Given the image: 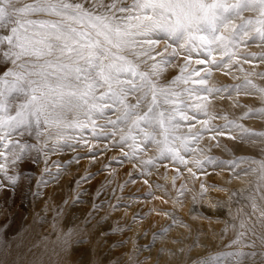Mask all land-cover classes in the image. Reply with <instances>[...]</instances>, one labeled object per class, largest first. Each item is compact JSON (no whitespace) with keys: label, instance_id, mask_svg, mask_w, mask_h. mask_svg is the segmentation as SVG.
Wrapping results in <instances>:
<instances>
[{"label":"snow or ice","instance_id":"snow-or-ice-1","mask_svg":"<svg viewBox=\"0 0 264 264\" xmlns=\"http://www.w3.org/2000/svg\"><path fill=\"white\" fill-rule=\"evenodd\" d=\"M0 29L7 30L0 34L4 66L0 68V217L8 218L25 159L39 164L42 157L44 164L39 177H23L29 181L25 196H32V208L38 207L36 201L53 206L59 199L62 203L55 210L60 215L64 205L74 208L84 202L89 188L83 185L110 169V163L99 157L118 151L112 159L131 164L141 176H152L153 170H159L157 165L166 171L171 165V188L156 187L164 189L174 207L159 210L170 220L148 244L134 243L131 252L110 264H121L123 257L126 264H188L195 248L210 246L209 235H216L211 221L213 216L219 220L218 212L225 206L230 222L225 221L220 230L221 239L229 232L231 238L221 250L192 264H264V131L209 110L212 99L233 100L232 93L239 97L243 92L258 96L262 106L252 108L234 99L233 106L248 108L239 119L250 114L264 117V0H0ZM170 68L179 71L168 76ZM214 72L239 83L211 84ZM14 93L23 98L21 102L9 100ZM217 119L225 123L214 124ZM25 136L35 142L27 143ZM205 137L208 141L202 144ZM222 138L261 147L257 156H237L225 144L232 158L220 159L211 155V149L221 147ZM65 149L74 154L69 166L79 165L82 158L101 166L72 176L63 162L50 160ZM33 151L36 156H31ZM207 166L226 170V183L249 176L254 180L235 191L208 185L200 180L209 175ZM66 175L71 176L65 181L71 185L69 193H75L71 202L69 193H63L61 181ZM109 175L114 176V171ZM128 175V181L111 189L115 204L106 195L113 180L106 178L96 188L92 211L82 221L85 227L62 231L57 255L87 257L92 264L93 249L81 246L91 242L82 233L89 231L93 220L90 236L97 244L131 230L115 221L109 230L99 231L110 213L96 219L105 205L119 211L122 198L115 192L135 182L132 173ZM189 180L193 188L188 187ZM143 182L149 184L147 178ZM50 184L55 187L45 193ZM209 188L229 191L228 201L210 198ZM189 194L194 206L207 200V209L194 208L191 219H184L175 206L182 207L181 197ZM232 202L239 205L235 211ZM145 215L135 213L132 222ZM39 216L35 213L34 221ZM199 220H208L209 228ZM174 231L177 235H170ZM127 243L121 240L111 247Z\"/></svg>","mask_w":264,"mask_h":264},{"label":"rangeland","instance_id":"rangeland-1","mask_svg":"<svg viewBox=\"0 0 264 264\" xmlns=\"http://www.w3.org/2000/svg\"><path fill=\"white\" fill-rule=\"evenodd\" d=\"M6 29H0V34L5 33ZM251 50L257 51L255 47ZM197 58L194 55V59ZM10 67V65H8ZM0 68L4 66L0 65ZM178 68H170L167 75L171 76L178 73ZM260 83L259 81H257ZM211 84L220 86L222 84H234L239 83V81L233 80L231 77H225L219 72H214ZM233 100L239 99L242 105H247L252 108H258L261 102L258 96H248L244 95L243 92L237 97L236 93H232ZM22 97L18 94H13L9 97L10 101H15L19 103L22 101ZM233 100L224 99L220 100L218 97L212 99L210 104V111H215L221 114H227L229 119H237L239 123H243L246 127H249L255 131H264V117L259 115L250 114L248 117L240 120L239 117L243 115L244 112L248 110L247 107L233 106ZM214 124H224L223 119H217L213 121ZM238 135V133H234ZM85 135H89L88 132ZM103 139V138H101ZM24 141L31 144L34 143V137L25 136ZM208 138L205 137L202 144H206ZM107 143V141H104ZM227 145L229 149H233L235 155H250L257 156L259 148L261 145L259 143L253 145L249 142H239L228 140L227 138L221 139V147H213L211 149V155L218 157L220 159H231V154L225 151L224 145ZM82 151V150H81ZM74 154L65 149L62 153L51 155L50 160H56L63 162V167L69 170L72 176H83L85 175V169L95 172L97 168L101 165H90L88 159H80L79 165L72 163L69 166L68 160ZM31 156H36L33 151ZM119 156L118 151L109 152L107 156L99 157L100 161L103 163H110V169L104 171L102 174L95 177V179L89 181L88 184L83 185V187L89 188V194L84 196V202L77 204L74 208L64 205V211L57 215L55 210V205L62 203L61 200L56 199L53 201V206H46L41 201H36L38 207L32 208V196L25 193L27 191V185L29 181L25 180L23 177L25 174L32 176L35 174L36 177L41 175L43 170V158L41 157V162L36 164L32 162L31 158L25 159L20 164L21 179L18 181L17 189L18 191L13 194L12 201L8 205V218L4 219L0 217V225H6L0 227V264H88L87 257H79L77 255H57L60 252L58 237L62 235V231H66L68 228H84L85 225L82 223L85 214L92 211V199L96 188H99L101 184L105 182V179L113 180L114 182L108 186L106 190L107 198L111 200L113 204L116 200L113 199L111 189L117 188L118 184H124L125 181L130 179L129 173H132V178L135 180L134 183H127L123 188V191L119 189L116 190L115 196L121 197L120 209L119 211L112 212L107 205L101 209L100 213L97 215L96 219L100 216L105 215V213H110L107 222L100 225L99 231L109 230L115 221H119L121 226H131V230L124 231L123 233H116L107 238V243L97 244L94 238H91L90 234L92 232L91 224L95 223V220L87 226L88 232L82 233L86 237L91 239L90 243H86L81 247L93 249L92 254V264H110L114 262L117 257H120L123 253L131 252L133 249V244L138 243L140 245L148 244L152 240L153 233L159 231L162 226L169 223L170 218L159 213L160 209L172 210L173 200L165 195L164 189H158L157 184L167 185L171 188V178L174 174V169L169 165L168 170L157 165L158 171L153 170V174L150 177H145L139 175V169H133L132 165L129 163H124L121 165L118 161L112 159L113 157ZM164 163H168L164 161ZM245 167L246 165H241ZM53 172L56 171L55 168L51 169ZM110 171H114V176L109 175ZM207 171L209 175L207 177L201 176L200 180H205L208 185L218 184L221 187L235 191L241 188H247L249 182L254 180V176H249L247 178H241L240 180H232L226 183L229 177V173L221 171L220 168H213L212 166H207ZM164 175H167V181L164 180ZM149 180V184H144V179ZM71 179V176H65L62 178V183H64L63 193H69V188L71 185L65 183L66 180ZM181 183L180 180L177 184ZM32 190H35V183H31ZM55 185L50 184L47 188H44L45 193L51 192ZM188 187L193 188V182L188 181ZM195 188H199V180L195 182ZM152 193V195H147ZM75 195L74 192L69 193L68 199L71 202V198ZM172 197L176 195L175 192L171 193ZM208 196L210 198L214 197L218 200L228 201L229 191H217L216 189L209 188ZM46 198V197H45ZM103 195L99 199H103ZM183 200V206L176 205V211L179 216L184 219H191L195 214L193 209H198L200 212H205L207 209L208 201L205 200L202 203H197L195 206L192 202V195L189 194L186 197H181ZM163 200H167L168 203H163ZM125 205H130V207L125 208ZM233 211L239 207V205L234 202L231 203ZM156 209L157 211H153ZM227 206L218 212L219 220L216 216H213L211 221V229L216 233L215 236L209 235L210 246L206 248H195L191 257L188 260V264H192V261L197 258H206L210 254H215L221 250L228 240L231 238L232 233L223 234L224 238L221 239V229L224 227L225 221L230 222V217L227 215ZM35 213H39L40 216L34 221L33 217ZM135 213L147 214L143 220H136L135 223L132 222V217ZM55 218V219H54ZM206 230L209 228L208 220L197 221ZM146 233V235H145ZM170 235H177L174 231ZM125 240L128 241L123 247L112 248L111 245L117 243L118 241ZM162 242L160 238L157 239L156 244ZM172 246V245H169ZM145 252L143 255H147ZM154 254V252H153ZM143 258V256H141ZM127 257H123L121 264H126Z\"/></svg>","mask_w":264,"mask_h":264}]
</instances>
